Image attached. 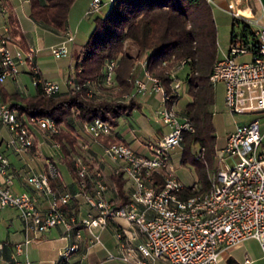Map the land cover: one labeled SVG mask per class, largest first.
I'll return each instance as SVG.
<instances>
[{
  "label": "built area",
  "instance_id": "1",
  "mask_svg": "<svg viewBox=\"0 0 264 264\" xmlns=\"http://www.w3.org/2000/svg\"><path fill=\"white\" fill-rule=\"evenodd\" d=\"M12 2L0 0V18L5 19L0 25V206L19 211L25 239L14 245L15 256L10 264H32L28 258L21 261L17 256L55 227L63 228L61 239L67 241L55 264H72L75 259V264H88L90 250L102 245V233L112 225L117 252L109 251L108 257L128 264H220L223 251L228 252L248 239L258 240L264 251V133L260 118L236 124L225 146L216 150V157L223 161L217 172L220 184L213 180L207 191L182 198L187 187L172 173L170 161L184 152L185 135L194 133L195 126L190 116L176 111L175 103L170 104L177 92H169L162 79L148 70L147 58L139 63L142 77L133 76L134 66L128 79L132 90L122 94L121 101L159 94L161 103L155 114L157 122L169 129L168 133L142 140L149 152L140 154L126 143L105 141L115 130L108 121L96 118L85 123L83 130L91 142L116 164L115 173L131 183V191L123 204L111 200L105 175L100 170L92 172L79 154L73 158L76 189H70L54 156L40 150L50 145L61 148L55 139L61 126L52 117L20 114L4 100L5 83L17 81L24 73L47 96L61 93L57 82L42 76L37 62L39 48H24L13 36L8 23ZM102 4L103 0H93L86 15L100 11ZM228 10L235 19L256 26L257 30L253 37H236L228 54L215 62L210 81L214 85L225 84V104L232 114L264 113V22L234 4ZM73 41L74 35L68 33L61 44L49 48L51 54L58 60L69 57ZM245 56L250 60L238 61ZM191 61L181 60L179 68ZM115 66L116 60L107 63L108 85L113 83ZM66 85L69 92L87 89L88 97L94 95L91 83L79 82L76 72L67 78ZM35 131L44 135L39 144ZM8 152L23 161L26 156L43 160L42 170L25 162L23 176L28 186L47 199L48 208L39 206L28 192L13 191L15 174ZM204 152V148L200 149L196 158L202 159ZM235 156L238 161H230ZM156 174L163 177L161 186L155 182ZM192 190L200 191L201 187L193 186ZM120 219L128 226L118 225ZM246 263L252 261L247 259Z\"/></svg>",
  "mask_w": 264,
  "mask_h": 264
},
{
  "label": "trees",
  "instance_id": "2",
  "mask_svg": "<svg viewBox=\"0 0 264 264\" xmlns=\"http://www.w3.org/2000/svg\"><path fill=\"white\" fill-rule=\"evenodd\" d=\"M76 0H31L30 19L42 30L54 34L67 31L70 10ZM234 18V25L236 24ZM211 8L207 0H113L104 16L94 19V26L87 42L74 55L75 72L79 82H89L93 88L117 90L121 97L132 90L129 76L136 61L146 57L147 68L155 76L162 79L169 92L172 82L167 73L181 60L191 58L187 64L190 71L186 74L189 83V95L192 100L182 111L194 122L195 132L186 133L182 163H187L195 146L204 148V159L208 162L216 157L217 135L214 125L215 85L210 81V75L216 62L211 55L216 45V33L209 29ZM8 23L14 37L18 38L24 48L29 47L22 32L19 20L10 13ZM244 33L251 26L244 23ZM236 35L233 27L231 45ZM130 42L137 48V55L126 51V43ZM202 57L198 58V52ZM111 60H116L114 79L111 85L105 81L106 66ZM166 66L164 67V65ZM81 69V72L78 70ZM87 89L81 92L60 93L57 96H47L41 86L35 87L33 93L16 91L8 94L3 91L4 100L10 102L20 114L28 116L52 117L61 126V133L55 139L62 143L63 161L71 171H74L71 154L78 153V131L85 123L96 118L108 121L115 127L121 118L131 115L139 107L134 99L123 102L119 98L104 97L98 99L87 96ZM178 95H172L170 104L176 103ZM106 142H115L109 138ZM202 158V159H203ZM200 162L201 159H193ZM201 190L187 187L181 194L188 198L210 188V180L203 170L199 169ZM160 186L163 177L154 176ZM122 204L128 201L125 191V180L122 174H113Z\"/></svg>",
  "mask_w": 264,
  "mask_h": 264
},
{
  "label": "crops",
  "instance_id": "3",
  "mask_svg": "<svg viewBox=\"0 0 264 264\" xmlns=\"http://www.w3.org/2000/svg\"><path fill=\"white\" fill-rule=\"evenodd\" d=\"M92 1L93 0H76L74 2L73 6L70 10V13H69L67 31L65 33L58 35V34L48 32L50 35L54 36V38H55L54 42H53V44H51V46L61 44L64 41V39L67 37L68 33H71L74 35V41L72 43H70V46H71L70 49L72 52L73 59H74V54L76 51L75 42L77 41L78 36L80 35L81 28L82 27L87 28L89 25V23H86V20H87L86 13H87L88 9L90 8ZM112 1L113 0H103V4L101 6V9H104L105 7H109L111 5ZM18 2L20 4V6H23L25 4H28L30 6V3L23 4V3H21V0H18ZM207 2H208L210 7L215 6L216 8H218V10L220 12H223L224 14H227V15L231 16L232 18H234V17L229 12L228 7L230 4H234L237 7L247 9V11L256 20H259L261 23L264 22V0H207ZM12 13H14L16 15V17L18 18L20 28H21L22 32L24 33L29 46L33 45L31 43V41L29 40L27 33L22 28V24H21V21L18 17V13H17V5H15V3H13V2H12ZM29 14H30V12H29ZM29 14H28V18L32 22L34 27L37 29H40L30 19ZM4 20H5L4 18H0V25H3L5 23ZM254 27L255 28H251L250 31L244 33V36L245 37H253L256 30H257V27L256 26H254ZM85 31H86L85 33L87 34L88 30H85ZM126 44L131 45V43L129 41ZM134 48L137 51V48L136 47H134ZM221 54H222V56L217 57L216 61L218 59L223 58L228 53H226L225 51L222 50ZM145 58L146 57H144L143 59H145ZM140 61H141L140 59L137 60L136 65H135L136 66L135 67V73L138 77L143 76V69H142L141 65H139ZM37 62H38V65H40L39 53L37 56ZM74 64H75V62H74ZM39 67H41V66H39ZM40 69L42 72V76L45 80L57 82L60 85L61 93L69 92V88L66 85V80H67V78H69L72 75V73L71 74L69 73L63 79V81L60 82L59 80H57V78L47 76L46 73L43 71V69L42 68H40ZM7 82L5 83V85L3 87V91L7 92L8 94H12L16 91L22 92L19 88H17V90H15V91H9V89L7 87ZM14 82H17V81H14ZM24 93H27V92L24 91ZM135 100L138 102L139 107L136 108L131 113V115L121 118L119 125L115 127L113 135L111 137L106 138L105 140L112 138L115 140V142L126 143V144L130 145L136 152H138L140 154H145V153H148L149 151H148L147 147H145V145L142 143V140H153V139L161 138L168 133L169 129L158 123V125H160L161 128H159V130H157L156 132L151 134L149 136V138L146 139L143 136H138L137 138L134 137V135H132V134H135L136 131L132 127V124L130 123L129 117L132 116L136 110H140L142 108L143 102L149 103V104L153 103V105H155L154 109L156 111L157 107L161 103V96L159 94H155V95H149V96H145V97H139V98H136ZM237 124H240V123H237ZM235 127L232 128L230 130V132H232L235 129ZM164 128L165 129L167 128V131L163 130ZM262 131H263V129H262ZM3 133H4V135H6V131H3ZM35 133H36V140H37L36 142L39 144L40 142L43 141L44 135H43V133H41L39 131H35ZM77 134H78V144H79L78 153L77 154H74V153L71 154L70 158L73 161V158L76 155H78V154L82 155L85 158V160L87 161L88 165L90 166L92 172H95L98 170L102 171V173L105 175L106 181L108 182V184L110 186V191L108 193V197L115 202L122 203L121 197H120L118 189H117V185L115 184V182L113 181V178H112V175L115 174V171H116V164L112 160L103 156V151H102L101 147L98 145H95L91 142L90 137L85 133L83 128L79 129ZM86 145H87V148H83V146H86ZM224 146L219 147V148L217 147V149H221ZM61 147H62V143H61ZM40 150L42 151L43 154L50 153L54 156V159L57 161V163L59 164V166L61 168V171L63 173L66 184L68 185V187L70 189H76L75 166H74V171H71L70 166L66 162H62L64 158H63V154L61 152V148H54L50 145L47 148L41 147ZM11 154H13V153L8 152V155H9L11 163H12V172L15 174L14 184L12 187L13 191L17 194H21L23 192H28L29 194H31L36 199L39 206H41L43 209L48 208L49 204H48L47 199L45 197H43L41 194L34 191L30 186H28L26 181H25V178L23 176V173H24L23 167L25 166V162L31 163L33 165V167H35L36 170H42L44 167L43 160L41 158H33L31 156H26L25 161H23L18 156H16L15 154H13V156H11ZM175 157L176 156H174L172 158L174 159ZM73 165H74V161H73ZM125 191L129 197V193L131 191V183H129L127 180H125ZM5 208H8V207H5ZM11 208H13V207H11ZM86 209H87V207L85 206L83 209V212H85ZM117 224L120 226H123V227L128 226V223L122 219L118 220ZM2 225L4 226V228H3V233H0V245H2V248H0V264H10V260L12 259L13 256H15L14 245L16 243L23 242V240L25 239L24 224H23L20 216L17 215V216H11L9 218L8 217L3 218L2 219ZM62 231H63L62 227H55V228L51 229L50 231L44 233L39 240L30 244L25 249V251L21 255H18L17 257L21 261H24L25 259L28 258L32 262V264H55V261L58 259L61 249L67 244V241L61 239ZM106 241L107 242L109 241L111 243L110 247L108 245H106ZM109 251L113 252V253L117 252V239H116L115 234H114L113 225L108 227L106 230L103 231V233H102V245H98L96 247H93L90 250V254L88 257V261H87L88 264H128V263L120 261V260L109 259V257H108ZM225 252L226 251H223L222 254ZM232 254L233 253H230L229 259L232 258L237 264H239L237 257L233 256ZM244 255H245L244 256L245 257V262H244L245 264H247L246 263L247 259L249 261H252L251 264H254V263L264 264V255H261V254L256 255L254 253V251H252L251 249H246L244 252ZM75 262H76V259L73 260L72 264H75Z\"/></svg>",
  "mask_w": 264,
  "mask_h": 264
},
{
  "label": "rangeland",
  "instance_id": "4",
  "mask_svg": "<svg viewBox=\"0 0 264 264\" xmlns=\"http://www.w3.org/2000/svg\"><path fill=\"white\" fill-rule=\"evenodd\" d=\"M13 3L17 5V13L18 17L21 21L23 30L27 33L29 40L31 43L39 48V57H40V68L46 73L49 77L57 78L60 82L70 73L75 74V58L73 59L72 52L70 56L64 59H55L54 56L50 52V46L54 42V36L50 35L48 32L37 29L34 27L32 22L28 18V14L30 12V6L25 4L20 6L18 0H13ZM110 7V6H109ZM109 7H105L101 9L97 13L87 16L86 23H89L87 28H81L80 35L78 36L77 41L75 42L76 51L75 54L78 53L82 46L87 42L91 31L94 26V19L97 16H104ZM211 8V21L209 23V29H212L216 33V45L212 48L210 56L215 55V57H221V51L229 52L231 46V36L232 30L234 27L235 35L241 39L244 36V22L236 20V24L234 25V18L231 16L220 12L218 8L215 6ZM89 21V22H88ZM93 25V26H92ZM92 26V27H91ZM251 28H255L251 26ZM87 31V34L85 33ZM90 30V31H89ZM70 46V45H69ZM126 51L132 55H137V51L132 45L126 44ZM71 47V46H70ZM74 54V55H75ZM203 52L199 50L198 58L202 57ZM141 58L140 60H142ZM250 57L245 56L238 59V61H249ZM179 62L175 64L173 68L168 70V74L172 78V82L169 85L170 91L175 89L176 94L179 96V99L176 101L175 109L178 112H182L187 104L191 102L192 98L189 95V83L186 80V74L190 71V67L185 65L184 67L179 68ZM72 65V66H71ZM136 65V64H135ZM166 64L164 65V67ZM132 73V72H131ZM131 76V74H130ZM129 76V77H130ZM137 77L136 73L133 75ZM174 80V81H173ZM179 85V87H177ZM7 87L9 91H15L19 88L22 92L33 93L35 91V85L31 77L28 74H23L19 77L17 82L8 81ZM166 87V84H165ZM93 91L96 93L94 96L98 99H102L104 97H115L121 100V97L117 94V90L115 88H100L97 85L93 86ZM173 92V91H172ZM126 93V92H125ZM175 94V92H173ZM225 84L223 82H218L215 84V104L212 108L214 112V125L216 128L217 135V147H222L225 145L228 133L232 128L236 126L237 123H244L252 118H260L261 127L264 133V113H256V114H232L226 104H225ZM155 105L153 103H144L142 104V108L140 110H136L132 116L129 117L130 123L132 127L135 129L134 137L143 136L146 139L149 138L151 134L159 130L161 128L157 122V116L155 114ZM167 131V128L163 129ZM200 147L195 146L193 148L192 156L187 163H182L183 153L176 155V157L171 159L170 168L172 173L185 185L186 187H201L202 181L199 173V169L203 168L206 172L210 182L216 181L217 184H220V181L217 176L218 169L223 165V161L214 157L212 161L208 162L204 158L201 159L200 162H194L193 159L199 154ZM56 151V150H55ZM261 151L264 152V140ZM13 156V154H11ZM230 161H238V157L235 156L233 159L230 158ZM20 216L19 211L16 208H2L0 206V233H3L4 226L2 225L3 218H9L11 216ZM106 245L109 247L111 243L106 241ZM246 249H251L254 251L256 255H264V251L261 247V244L256 239H249L244 241L241 245L234 247L228 252L221 254L220 264H228V259L230 257V253L237 257L239 264H245V255L244 252ZM256 264V263H254Z\"/></svg>",
  "mask_w": 264,
  "mask_h": 264
},
{
  "label": "water",
  "instance_id": "5",
  "mask_svg": "<svg viewBox=\"0 0 264 264\" xmlns=\"http://www.w3.org/2000/svg\"><path fill=\"white\" fill-rule=\"evenodd\" d=\"M228 263H229V264H237L232 258H230V259L228 260Z\"/></svg>",
  "mask_w": 264,
  "mask_h": 264
}]
</instances>
